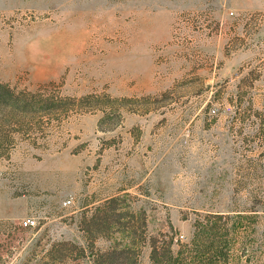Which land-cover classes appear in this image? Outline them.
Wrapping results in <instances>:
<instances>
[{
  "label": "rangeland",
  "instance_id": "374dc122",
  "mask_svg": "<svg viewBox=\"0 0 264 264\" xmlns=\"http://www.w3.org/2000/svg\"><path fill=\"white\" fill-rule=\"evenodd\" d=\"M0 82V264H264V0H0Z\"/></svg>",
  "mask_w": 264,
  "mask_h": 264
},
{
  "label": "trees",
  "instance_id": "16d2710c",
  "mask_svg": "<svg viewBox=\"0 0 264 264\" xmlns=\"http://www.w3.org/2000/svg\"><path fill=\"white\" fill-rule=\"evenodd\" d=\"M19 102L20 100L18 96H16L14 92H12L6 84L0 82V106L4 105L5 107L14 110L15 108H17ZM197 233H200V231ZM201 234L203 233L201 232ZM155 239L156 238H152V243H151L152 248H151L150 258L152 262L159 258L158 255L160 253V249L162 251H165V254H168L170 258L174 257V260L172 261L169 258L170 262L168 264H190L186 262V258H190L192 260V264H216L215 262L212 261L211 256L213 255H211L210 253L213 252L214 255L218 256L219 255L218 252H221V250L218 249V246H215L216 238H208L207 241L195 239L194 244L199 245L198 248L194 249L192 252H184L181 250L182 248H180L175 251V254L172 249L171 240L164 241L165 245L161 246L160 248V246H158V243H156ZM116 250L117 249L115 250L113 249L111 251L108 250L104 253V255H106L109 259L111 258L112 254L123 253L126 249H119L117 251ZM206 253L209 257L206 258V261L201 260L202 256L206 255ZM106 261L108 262V260Z\"/></svg>",
  "mask_w": 264,
  "mask_h": 264
},
{
  "label": "built area",
  "instance_id": "2783aa9c",
  "mask_svg": "<svg viewBox=\"0 0 264 264\" xmlns=\"http://www.w3.org/2000/svg\"><path fill=\"white\" fill-rule=\"evenodd\" d=\"M24 225H26L27 224V221H24V223H23Z\"/></svg>",
  "mask_w": 264,
  "mask_h": 264
}]
</instances>
